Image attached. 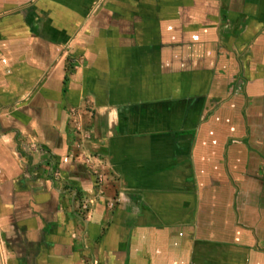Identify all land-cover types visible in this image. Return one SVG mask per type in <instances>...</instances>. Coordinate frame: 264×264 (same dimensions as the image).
Instances as JSON below:
<instances>
[{"label": "crops", "instance_id": "1", "mask_svg": "<svg viewBox=\"0 0 264 264\" xmlns=\"http://www.w3.org/2000/svg\"><path fill=\"white\" fill-rule=\"evenodd\" d=\"M0 230V264H264V0H0Z\"/></svg>", "mask_w": 264, "mask_h": 264}, {"label": "built area", "instance_id": "2", "mask_svg": "<svg viewBox=\"0 0 264 264\" xmlns=\"http://www.w3.org/2000/svg\"><path fill=\"white\" fill-rule=\"evenodd\" d=\"M86 211V203L84 201H80L78 203V212L80 214L84 213Z\"/></svg>", "mask_w": 264, "mask_h": 264}, {"label": "rangeland", "instance_id": "3", "mask_svg": "<svg viewBox=\"0 0 264 264\" xmlns=\"http://www.w3.org/2000/svg\"><path fill=\"white\" fill-rule=\"evenodd\" d=\"M1 231V230H0ZM2 234V232H0Z\"/></svg>", "mask_w": 264, "mask_h": 264}]
</instances>
